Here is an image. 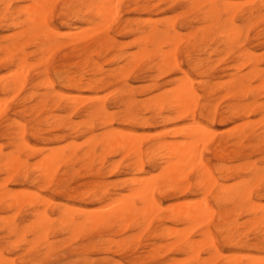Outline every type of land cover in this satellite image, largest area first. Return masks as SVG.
Here are the masks:
<instances>
[{"label": "bare ground", "instance_id": "1", "mask_svg": "<svg viewBox=\"0 0 264 264\" xmlns=\"http://www.w3.org/2000/svg\"><path fill=\"white\" fill-rule=\"evenodd\" d=\"M7 1H9V0H7ZM15 1H17L19 3L18 0H15ZM31 1H33V3H31V5H30V3H26V4L30 5L28 8L26 7L27 8L26 11L24 9L26 4H25V6L19 5V6H21V8L23 7L22 9L19 6L18 7L16 6L17 8H15L16 10L18 9L16 11L17 14L21 13V15L23 14L25 16L23 17L24 18L23 21L21 19L22 23L20 22L22 28L20 27L21 29H19L20 31L15 34V37L12 34V32L10 34H8L9 36L12 34V36L17 40V41H15L16 43L13 44L12 42H10V44L12 43L13 46H15V48H14V50H15V49H17V47H16L17 43H19L20 41L26 40L23 43V44H25L28 41V39L29 40H35L36 41L35 45L38 44L40 47L44 46V48L42 47L43 49H41V50L42 51L48 50L50 55H51L52 53L50 51H52L53 45L52 44L50 45L52 48L51 49V48H49V44L53 40L54 36L59 37L58 36L59 33L55 32V30L49 26L48 21H47V17H48V14L51 12L52 6H54L53 4L56 3V0H31ZM114 1H116L117 3H113ZM114 1L112 2V0H65L63 2V4L66 5L67 9L66 8H63V9L68 10V12L70 11L71 16L74 15L75 17H76V15L80 14L79 13V12H81L80 9H82L83 10L82 12L84 13V15L90 16L91 20L93 19L92 17L98 18L99 20H101L100 23L101 24L104 23V25H105V24H107L109 19L112 18V21H113L117 18V12H118V6H119L118 2H120L121 0H118V1L114 0ZM143 1H145V0H143ZM149 1H152V0H149ZM149 1H147V2H149ZM158 1H163V0H158ZM172 1L173 0H171L170 2L172 3ZM249 1H251V0H249ZM249 1H248V3H246V5L250 4ZM254 1L257 2V0H254ZM127 2L131 3V4H136L137 0H127ZM221 2L222 1H220V3H219L218 0H183V2H182V3H184V7L187 9L184 12L185 15H186V13L193 14V19H195L194 22L197 24L201 23L200 28L194 29L192 32H190L188 34V37H190L189 39H191V41H192V44H189V45L191 47H194V46H197L198 44H203V46L199 47V50L200 51H201V49L204 50L205 55H207L206 58H204V59L196 58L192 61V62H194L192 66L195 70L200 71V69H202L203 63H205V65H206V67H205L206 69H203L202 71L198 72V74L199 75L204 74V77L205 76L209 77L208 73H209L212 66H208L207 64H208V60L210 59L211 54L214 53L215 50L208 51L209 48H211V47H208L207 42L211 41L212 37L217 38L219 40L218 42H221V44H223V46H224L223 51H222V52H224V54L222 55L223 57H224V55H230V54L233 55V59L231 61V62H233V64L230 65V67H229L230 68L229 70H231L232 72L230 74L228 73V79L226 81L225 80L223 82L217 81L219 83L213 84V85H211L210 82H208V81H201V82L195 81V82H198V85L202 89L203 98H201L200 95H198L197 89L194 87L193 79L190 77L188 72H186L182 69L181 62L178 59V54L180 52V42H182V40L180 37L181 33L177 32V29L175 26V19H177V16H175L176 17L175 19L173 18L174 16L171 19H170V17H169V19L167 18L166 20H168V21H166L165 24L163 23L161 28H158L156 23L146 22V24H144V26L142 28L138 27V29L136 30V32L139 34V40H138L139 43H136V46H137V44H139L142 47L139 51H136V52H138L136 55V58L134 57L135 55H133L134 60H136L137 63L142 61V60L148 61V63L151 64L149 69H153V70H155V72L157 71L159 73V75L165 74L169 71H171V72L172 71H178V72H180V74H182V77L180 76L181 78H179L177 81H176V78H178V77L172 78L173 80L175 79V81H176V83L174 85H172V88L165 89L164 90L165 92H163L161 94H158L159 93L158 92L157 93L158 95L155 97L153 96L154 94H152L153 97H150V98L146 97L148 101H144L141 104L139 103L142 106L143 110L149 111V113L150 112L153 113L157 117V119L159 118V122H161V123H166L169 121L189 120L190 125H188L189 123L187 122L188 124L186 123L187 124L186 128H182V126H179L181 128H174V129L169 128V131L171 129L170 132H172V134H173L169 137H171V138L175 137V138H178V140L174 139L172 141L171 140L166 141L164 139H157V138L155 139V137H154L155 140H153L152 142H149L147 144H143L142 141L144 139L143 140L140 139L139 133L136 134L137 135L136 136L130 131H120L119 129L118 130L112 129L110 131L101 132L99 135L98 134L97 135L92 134V123L94 121L96 123L98 122V126H100L98 128H101V126L109 125L112 122V120L114 119V117L112 119V115L107 112L108 110L102 102L106 96H104L103 98L101 97V99H99L100 97L96 98V97H98V96H96L93 99L102 100V101H99V102H101V104L91 105L88 108L85 107L87 109H85L83 111L82 115H83V117L86 118V120L85 119H84L85 121L81 120V122L79 120L80 124H82L83 128H84V131L83 130H81V131H83V134H87L86 140L84 142L86 145L82 142L83 145L86 146V149L83 150V153H81L80 156H76L74 153H72L73 150L74 151L77 149L80 150V147H79L80 145L76 146V145H78V142L76 145L73 146V144L76 142L73 141V143H72L69 141L70 144L72 143V145H70L67 142L69 144L68 147H70L69 149H71V150L66 149L65 148L66 145H64V144H63L64 146L62 145L63 147H61V145L57 146L56 148H58V150H52V149H50V147L49 148L44 147L45 148L44 151L46 149H50V151L48 150L47 153H45L44 155L42 154V156H40L41 158H39V161L37 160L36 164H35V162H33L32 167H30V166H28V163L26 162V160L21 159L18 155H12V154L11 155L10 154L9 155H3L5 152L2 153L1 149H0V171L5 172V173L0 172V174L1 173L7 174L8 182L14 177H20L23 181L29 180V182L32 183L33 185L34 184H37V185L42 184L41 186L43 188H49L52 186L55 190L58 191V193L56 191V195L59 194V192H62V190L64 188L61 184L62 180L57 177V169L59 167V164L62 165V163H67V162L73 163L75 161H78V163H80L82 165V170H83V168H84L83 166L90 167L91 163L94 160H98L99 168L94 170L95 172L92 171L93 173L91 174V176L96 175L97 178L100 177L99 175H101V173L103 171V162H104V157H106V156L107 157H109V156L110 157L120 156L118 158L119 161L113 160L114 163L111 164L110 169L108 167L106 168L104 166V168H106V171L109 169L108 173H111L112 175H113V173L118 171L120 163H121L120 159H125L126 162L123 166V169L126 171H135L138 173L139 172L144 173L145 172L144 171L145 166H147V168L150 171H158L156 176L151 177L150 175H148L149 178L147 176H146L147 178H143V177L142 178L141 177H136V178L134 177L132 179L129 177L124 178V179H127L129 181L127 182V186H126L127 187V189H126L127 193H125L123 195H121L117 192L110 194V192L108 193L105 190L107 188L96 191V190L104 187V183H103L104 181L103 182L92 181V182L88 183L87 184L88 189L86 191H81L78 195L79 196H87L86 198L92 197L93 199H91V200L98 202V203H101V204H102V202L103 203L106 202L103 206L101 205L102 207L100 206L101 207L100 210H98L99 209V207H98L97 210L95 208V211H89L90 209L88 211H85L86 209L85 210L79 209V210H76L74 212L73 211L74 209H72V210L70 209L71 206H67L64 204L63 205L65 207H62V209H58V204L54 203L50 197L42 196L38 192H35L32 190L31 191L25 190L21 193H19L18 190H12V192H8L7 191L8 189L6 190L5 186L4 187L0 186V189H1L0 190V202L5 203L7 201L6 199H8L9 205L6 202L8 205V208H9V206L11 208H13L12 206H14V205H17V206L20 205L19 207H21V205L22 206L27 205L29 208H32V210L30 211V215H31V217L34 218V220H31L32 223L30 221L31 224L27 223V224H29V226L26 229V230L29 229L28 233L30 234V231H31L32 235L34 237L33 241H31L32 238L29 239L33 244V246L31 245L30 247L33 248V247L37 246L40 242L41 244L44 245L42 247H44L45 252H46L45 254H47V252H49L48 249L51 248L50 247L51 244H48V242H47V236H48L49 231L55 227H58L61 230H64L65 234L66 233L69 234L70 237L72 236L73 241L75 238L77 239L78 236L85 237L86 235L90 234L91 232H93V231L96 232V230H99V229L104 230V229H111L112 227L113 228L117 227L116 231L118 230V228L120 229V231H123L124 229L127 230L128 228H131L130 231L132 229L137 231V233H135L133 235L131 234V237L128 238V240H130L131 242H134V243L137 242L139 240L138 238H139L141 233L147 234L146 235L147 238L145 239L146 243L144 244V250L142 251L141 254L136 255L134 257L135 261L136 260L154 261L160 255V254L159 255L157 254V252H158L157 250L159 248L160 249L162 248L163 251H178L179 253H181V255H183V254L186 255V258H187L186 259L187 261H185L186 264H214V262H220V264H264V258H262L261 255L259 256L258 254L257 255L259 257H253L252 255H248L245 253L241 256H234L235 252H233L231 254H226L224 256L223 250H222L220 243H219V239H220L223 242V244L226 245L229 249H233V250H238V249H241V250L242 249H246V250L250 249L251 250L252 249V250H255V252L258 251V252L264 253V202H263V204H260L261 202L260 203L258 202L261 198L264 199V101L259 100L260 96L264 97V69L259 68V62H260L261 57L257 58L256 55L254 56L253 52H250L249 50L244 48V46L242 44V42H244L247 38V32L242 37V31H241L242 28L235 25V20H243L246 23L250 22V24L253 23L255 25V23H254L255 21L258 22V20L264 19V18H262V17H264V12H263V15L262 14L259 15V9H258L259 7L264 8V0L260 1L259 7L250 8L245 13H243L240 10V8H241L240 6L244 2H242L241 4L237 3L239 6H237L236 3L231 4V3H233V1H231V3H229L230 1H223L226 4L221 3ZM4 3L5 2H2L1 4H4ZM151 4L153 6L152 5L150 6V5H148V3H146L141 8L150 9V8L156 7V6H154L155 4H153V3H151ZM7 5H10V3H8ZM156 5H158V4H156ZM160 5H161V3H160ZM235 5L237 7H234ZM6 6L3 5L2 7L5 8ZM243 6L244 5H242V7ZM3 8H2V10L4 11ZM132 8L130 10H132ZM136 8L137 7H135L134 10H132V12L136 11L135 10ZM5 10H6V8H5ZM11 10L8 12L12 13L13 11L11 12ZM184 13H182L181 16H183ZM0 14H1V11H0ZM59 15H60V13H59ZM6 16H5V18L2 19L3 21H5L4 19H6ZM10 16L11 15L9 14L7 17H10ZM13 16H15V13ZM71 16H70V18H71ZM17 17H20V16L17 15ZM148 19L149 18H147V20ZM160 19L164 20V18H160ZM252 19H255V21H253ZM134 20L136 21V19H134ZM147 20H144V22ZM169 20H171V21H169ZM7 21H9V20H7ZM19 21H18V23H19ZM93 21H92V24H93ZM137 21H138V19H137ZM187 21H189V19ZM13 22L14 21L10 22V23H12L11 25L16 24V22L15 23H13ZM10 23L9 24L7 23L8 25H6V24L5 25L9 27ZM97 23H98V21H97ZM87 24H89V22ZM101 24H100V26L102 27ZM118 25H120V24H118ZM15 26L16 25H13V27H15ZM18 26H20V25H18ZM159 26H161V25H159ZM88 27H90L91 29ZM87 28L89 29L88 30L89 32L86 31V29H85L86 32H88V33L93 32L94 27L87 26ZM102 28L106 29V28H104V26ZM102 28L100 30L97 28L99 30L97 32L99 33L100 31H102ZM122 28H124V27H122ZM80 29H78L77 31H79ZM95 29H96V26H95ZM132 29L133 28H131V30ZM262 29H263V31L260 33L264 34L263 33L264 27ZM262 29H260V30H262ZM260 30L258 29L257 31L259 32ZM82 31L85 33L84 30H82ZM82 31H79L78 32L79 34L75 33V35L78 39H80L79 36L84 34ZM13 32H15V31H13ZM56 33H58V34H56ZM62 34L60 33V36H62ZM86 34H84V35L87 37ZM91 34H88V36L89 35H91V36H89V38L88 37L87 38H88L89 42L93 41V46L98 45V48H99V46H101L105 43L107 45L109 44V43H107L109 41V40H107V35L105 37H102V38L99 37V38H95V39L91 40L92 36L97 34V33L94 32ZM107 34H108V32H107ZM126 34H129V33H126ZM4 36L5 35H3V38H4ZM12 36L9 38L6 35V37L9 38V40L14 39V38H12ZM82 36H81V38H82ZM183 36L184 35H182V37ZM257 36H258V34H257ZM6 37H5V39L7 40ZM71 37H72L71 41L76 39L74 34H72ZM86 37L83 36L81 41H84L86 39ZM241 37L243 38L242 40H240ZM112 39H114V38H112ZM135 40H136V37H135ZM249 40H251V38ZM253 41H255V40H253ZM56 43H57V40H56ZM74 43H76V41ZM77 43H80V42H77ZM94 43H96V44L94 45ZM106 44L104 46H107ZM27 45H29V47H30V45L32 46V44H27ZM37 46H35V47H37ZM119 46H120V44H119ZM122 46L124 47L123 43L120 47H122ZM134 46H135V44H134ZM5 47H6L5 50L6 51L8 50V52L10 54L12 52V50H9L7 46H5ZM148 47H150L151 49H148ZM88 48H89L88 46L81 47L80 49H78L79 54L77 53L76 55L84 56L82 59V62H80L82 66H85V67L91 66L88 68L89 70L96 66L95 68L97 69V65H95L96 62L92 61L90 56H89L90 52L88 51ZM109 49L117 50V47H114V49H112V48H109ZM138 49H139V47H138ZM76 51H74V52H76ZM94 51H95V48H94ZM102 51H105V50L103 49ZM33 52H31V53H33ZM53 52H54V50H53ZM30 54L28 53V55H30ZM34 54H35V52H34ZM44 54H42V56H44ZM129 54L131 55L132 53H128L127 56H129ZM26 55H27V53H26ZM105 55H107V54H105ZM193 55H196V54H193ZM213 55H215V54H213ZM31 56H35V55H31ZM31 56H30V58H31ZM100 56H101V54H100ZM45 57H47L46 59H48V55ZM45 57H44V59H45ZM103 57L104 56H102V58ZM113 57H115V56H113ZM113 57H111V58H113ZM119 57L122 59L121 56H119ZM119 57H117L115 59L121 60ZM130 57H131V60L129 58V61H132L133 57L132 56H130ZM186 57H188V55H186ZM223 57L222 58L218 57L217 59L220 58V61H221L222 59H225V57L224 58ZM38 59H39V57L37 59H35V62L37 61L40 63L41 60L39 59V61H38ZM8 60L12 64L16 60L18 62L17 63L18 67H16V68H19L18 71L20 70V72H18L19 74H15L14 76H12L11 79L6 80L2 84L1 90L10 91L15 86H17L20 89L24 86V83L26 81L25 73L27 74V70L30 67L32 68V65H34V64L32 62H31V64L28 62L29 68L27 67L28 69L26 70L24 68L25 65L27 66V62L25 61V58H19V57L14 58V56H10L8 58ZM114 60H110V61L113 62ZM214 60H216V59H214ZM37 62L35 64L39 65V63H37ZM117 62H118V60H117ZM217 62H218V60H217ZM105 63H103V64H105ZM137 63H135V64L133 63L132 65H136ZM226 63H228V62H226ZM93 65H95V66H93ZM129 65H131V63L130 64L127 63L126 65H123V66L121 65V67L118 68L115 71V73H117L120 76V78L125 77L127 75V73L130 71V69L132 70V68L128 67ZM214 65H216V64H214ZM99 68H100V66H99ZM23 69H25L26 72H25V70L23 71ZM81 69H84V68L82 67ZM101 69L102 68H100V70ZM222 69H224V68H222ZM243 69H246V71L243 72ZM97 70H99V69H97ZM103 70H105V69H103ZM190 71H191V69H190ZM217 71H215V72H217ZM9 72H11V71H9ZM23 72H24V75H23ZM85 72H87V71H85ZM101 72H102V70H101ZM109 72H111V71H109ZM145 72H147V71H145ZM152 72H154V71H152ZM215 72H213V73H215ZM39 73H41V72H39ZM98 73L97 74L94 73V74L98 75ZM149 73H150V71H149ZM43 74H46V73H43ZM140 74H142V73H140ZM6 75H7V73H6ZM34 75H35V73H34ZM41 75H42V73H41ZM58 75H60V74H58ZM86 75H88V74H86ZM112 75H114V74H112ZM9 77H11V76H9ZM61 77H63V79H64L65 76H61ZM157 77H154V78H157ZM65 78L67 79L66 82H70L69 86L79 87V85L81 84V76H80V79H75L74 77H65ZM101 78L99 77V79H101ZM110 78H111V76H110ZM55 79H57V78H55ZM0 80H2V78H0ZM251 80H255V81L259 80V82H257L255 84V86H252L249 83ZM37 81L39 84V80H37ZM42 81H43V83H47V81H45V79L41 80V82ZM99 81L100 80H98V79H92V80L87 79L84 83L82 82L83 84H81V85H83L86 89H91L94 86L97 87L96 85H98ZM157 81H158V79H157ZM104 82L106 83V81H104ZM38 84L35 83V85H38ZM48 84H49L48 85L49 87H47V88H50V85H51L50 81L48 82ZM40 85H38V90L41 88ZM33 86L34 85H32V88L35 87V86L34 87ZM43 86H44V84H42V88H43ZM66 86H68V85H66ZM217 86H219L218 88H222L225 91L224 97H227L226 100L228 98H232L235 100L230 104L228 103L227 105H223L224 111L222 113H218V104L215 103L216 99L214 97V91H215L214 88ZM64 87H65V85H64ZM106 87L108 88L110 86H106ZM148 87H146V88L149 89ZM156 87H158V86H156ZM45 88L46 87H44V89ZM159 88H161V87H159ZM75 89H77V88H75ZM79 90H82V89H79ZM97 90L101 91L99 89H97ZM17 91H18V89H17ZM83 91H84V89H83ZM162 91H163V89H162ZM12 92H11V94L14 95V93H12ZM16 92H15V94H16ZM34 92H36V90ZM95 92H97V91H95ZM124 92H126L125 95H127V96L125 97V99H122L121 105L118 104V105L124 107V113H125L124 114V121L127 123L132 122L131 124H133L134 122L135 123L138 122V124L145 126V124L147 123V119H144L141 116L137 117V115L132 113V110H135L133 108L135 106H137V104L133 99H130L128 97V95L131 94L130 90L126 89L123 91V93ZM217 92L218 91H216V93ZM43 93L41 92V94H43ZM34 95H37V94L35 93ZM122 95H124V94H122ZM222 95H223V93H222ZM14 96H12V97H14ZM33 96L31 98H33ZM64 96H66V95L63 94L62 97H64ZM67 96L72 97L73 95H67ZM77 96L78 95H74L75 98H77ZM36 97L37 96H35V98ZM38 97H40V96L38 95ZM43 97H44V95H41L40 99L38 98L40 100L41 104H44V102H45ZM85 97H87V96H85ZM85 97L83 96V98L81 97L80 99L77 98L76 100H78V101H76L75 98L71 99L69 97L71 100L69 99L68 100L69 102H66V101H64V102L67 105L70 104L71 102H72L71 104H73L74 102H75L74 104H76L78 102L83 104V102L86 103L87 99H88L87 102H90V100L92 99V98L89 99V97L88 98H85ZM31 98H29V99H31ZM65 98L68 99V97H64V99ZM84 98L86 101L84 100ZM29 99L27 98L26 100H29ZM54 99H56V98H54ZM64 99L62 98L61 101ZM5 100L6 99H4V103H3V101H0V103L2 102L3 104H5ZM79 100H81V102ZM136 100L138 101V99H136ZM91 101H93V100H91ZM222 101H220V102H222ZM55 102H57V104H59L58 99ZM2 103H1V105H3ZM112 103H114V102H112ZM36 105H37V102H36ZM51 105H52V102H51ZM51 105L49 104L48 107H50ZM56 105H54V107ZM3 106H2V108H3ZM59 106H60V104H59ZM77 106L79 107V104ZM77 106L74 105V107L78 108ZM2 108L0 107L1 111H3ZM40 109L39 110L36 109L35 111L39 112ZM45 109H47V108H45ZM69 109H70V107H69ZM27 110L28 109H26L25 111H27ZM138 110H139V108H138ZM18 111H20V110H18ZM38 112H36V113L38 114ZM36 113H34V114H36ZM70 113H69V115H70ZM223 113L227 114V116L223 115ZM112 114H114V112ZM253 114L261 116V119L260 118L257 119L260 123L258 124L257 121H256L257 123L255 122L259 127L258 130L257 129H256V131L252 130V126L255 127L256 125L254 123H252L253 125L250 124L249 121L251 122V120H249V121L246 120V121H243L244 123L242 122V124H240L237 127L232 125V128L233 127L234 128H233L232 133H230L231 134L230 136L220 137L217 139H215L216 133L214 134V132H212L211 129H209V126L202 124V122H200V119L203 118V119H205L204 121H207L209 124L214 123V121H216V120H218L217 122H219V123H224L234 116H238L240 118L246 119V118H249L248 117L249 115L252 116ZM51 115L55 116V114H51ZM151 116H152V114H151ZM34 117H35V115H34ZM45 117H47L46 119L51 118L50 115H49V118L47 115V116H44L43 120H46ZM59 117H63V116L60 115ZM35 118H32V119L34 120ZM63 118H67V116L63 117ZM37 120H38V122L41 121L39 119H37ZM25 121H24V123H25ZM50 121H52L50 124H53V126L55 124H57V126L63 125L67 130L73 131L77 127H79L78 126L79 122L76 121L77 124H76V122L72 123L73 122L72 120H70L72 122H70V121L63 122V124H62V122L59 121L58 117H56L57 123H55V124L53 123L54 118H53V120H50ZM50 121H48V122H50ZM16 122H18V121H15V123ZM34 122H35V120H34ZM48 122L46 123V125L48 124ZM112 123H114V122H112ZM117 123H120V122H117ZM34 125H36V124H34ZM165 125H168V124L166 123ZM16 126H17L16 132L13 134L12 142H13V147L15 148L14 151H16L18 153L20 151L22 152V151L30 149V146L28 145V142L25 139V131L26 130H25L24 126H22L21 124L16 125ZM38 126L39 125H37V127ZM134 127H136V126H134ZM28 128H31V127H28ZM41 128H43V126ZM56 128L57 127H55L54 129H56ZM136 128H139V126ZM34 129H36V128L34 127ZM36 130H40V129H36ZM163 130H165V129H163ZM224 131H226V130H224ZM227 132L228 131H226L225 133H227ZM39 133H40V131H39ZM41 133H43V132H41ZM69 133H71V132H69ZM153 133H155V132H153ZM221 133H224V132L222 131ZM31 134H33V133H31ZM140 134H142V133H140ZM147 134H151V133H147ZM158 134L156 132L155 135H152V136L157 135V137H158L159 135H161V134H159V135ZM162 134H165V133H162ZM54 135H53V137H55ZM77 135H79V134H77ZM35 137H33V138H35ZM142 137L144 138V135ZM166 138H167V136H166ZM52 139L53 138H51V141H52ZM60 140L61 139H59V141ZM64 140L65 139H63V141ZM48 141H49V138H48ZM59 141H57V142H59ZM37 143H39V142H37ZM75 147L77 149H75ZM81 147H82V145H81ZM36 148H38V147H36ZM36 148L34 147L32 150L35 151ZM3 149H5V148H3ZM62 149L63 150L65 149L66 152H68V151H71V152H70V154L65 155L64 152L62 151ZM97 150L99 151V154L96 155ZM12 151H9V153ZM44 151H41V153ZM36 152L38 153V151H36ZM204 153H209L211 155V157L213 158V160L215 159L218 163L216 165H213V166L210 165L209 160L204 158ZM32 154H34V152ZM252 154L257 155V158L254 161L250 160ZM24 156H25V154H24ZM26 157H27V155H26ZM36 157H37V155H36ZM234 162H238V163L233 165L232 163H234ZM71 165L73 166V164H71ZM65 166H67V165H65ZM73 170H75V169H73ZM31 171H32V174H30ZM70 171L71 170H69V172ZM89 172L90 171H88V173H85V174L90 176ZM119 172H121V171H119ZM62 173L63 172H61L60 174H62ZM103 177H104V174H103ZM76 178L78 179V177H76ZM100 178H102V177H100ZM122 179H119V180H122ZM1 180H2V178H1ZM18 181H20V180H18ZM118 183H119V181H118ZM1 184L5 185V183H3V182ZM116 184H117V182H116ZM67 185H69V182ZM9 186H10V184H9ZM78 187H80V186H78ZM119 187H121V186H119ZM70 188H72V187H70ZM121 188H123V185ZM40 189L41 188H38L37 190H40ZM65 189H66V187H65ZM123 190H125V189H123ZM13 191H16L17 194L14 193ZM71 191H73V189ZM78 192L79 191H77V193ZM48 193H50V192H48ZM191 193L196 195V198L194 200H187V201H184L181 203H174L171 205L167 204L169 206L166 205V207L162 206L161 199L163 200L165 198L169 199V197L174 198L175 196L176 197L185 196L187 194L191 195ZM67 198H69V196ZM73 198H74V196L72 197V199ZM84 198L85 197H83V199ZM69 201L72 202V200H69ZM164 201H166V199ZM81 204H83V203H81ZM39 205L44 206V207H42V212L38 211L40 213L37 212V209H38L37 207ZM49 205L56 207L58 209L57 210L58 217L56 216L57 217L56 219H52L53 217L51 218V216L54 214L51 213L52 215H50L47 212H45V210H44L46 208L45 206H49ZM70 205H72V204H70ZM59 207H61V206H59ZM11 208H9V209L11 210ZM5 209H6V207H5ZM19 209L20 208H18V210ZM13 212H17V210L16 211L14 210ZM242 214L245 215L247 218L245 221L241 220L242 222H240V221L238 222V219H239L238 217H240ZM24 215H26V214H24ZM0 217H1L0 223H4V221H6L5 223L8 224V222H10L9 220L11 219V216H9V218H8V216H3V219H2V216H0ZM12 217H13V215H12ZM18 218H20V217H18ZM22 218H24V217H22ZM1 219L3 222L1 221ZM240 219H241V217H240ZM11 220H13V219H11ZM54 222L56 223V225H54ZM166 223H168L171 226L170 227L165 226ZM4 226H6V224ZM7 226H9V224ZM9 229H10L9 230L10 233H12V232L16 233L17 232V226L14 225V223L11 224ZM248 229H251V232L253 234L251 239H249L247 235L243 234V231L246 232ZM56 230H58V229H56ZM6 231H7V229H6ZM22 232H23L22 235H20L21 238H23L22 236H23L24 232H26V231L24 230ZM53 233H54V229H53L52 234ZM56 233L64 234L63 231L56 232ZM29 234H27V235L30 236ZM61 234H60V236H61ZM112 234L118 235L117 232L112 233ZM194 235L197 236V239L194 238ZM10 236H13V235H10ZM53 237H55V236H53ZM126 237H128V236H126ZM21 238L19 237L16 240H21ZM164 238L165 239L166 238L173 239V241H170V243H167V244L165 243L164 245L159 244L158 246L154 242L157 239H159V242L161 239L164 241ZM103 239L104 238H102L101 240H103ZM121 239L124 240V238H121ZM121 239H120V242L117 240L116 241L118 243H120V245L122 244V246H123L124 243H122ZM132 239L134 241H132ZM27 240H25V241L28 243L29 240L28 241ZM104 240H106V241H104L106 244H107V242H109V244H112L110 241L107 240V238H105ZM128 240H126V242ZM13 241H14V239H13ZM83 241H84V238H83ZM94 241H96V240H93V242ZM111 241L115 245L114 239ZM14 242H17V241H14ZM93 242L92 243L89 242V243L82 244V245H77V246L72 248L71 252L73 254L83 255V254H85V253H87V252H89L95 248V244ZM100 242L101 241H99V243H97V244H101ZM36 243H38V244H36ZM23 244H25V243H22L20 245H22V246L27 245V244H25V245H23ZM138 244H140V243H138ZM15 245H16V243H15ZM15 245H14V247H15ZM160 245H162V246H160ZM97 246H99V245H97ZM30 247L28 246L26 248L28 249ZM40 247H41V245H40ZM40 247H39V249H42ZM54 247L55 246H53V248ZM32 248H30L28 250H31ZM14 249H16V248H14ZM14 249L12 251L15 252ZM27 249H25V250H27ZM100 249H102V248H100ZM3 250H5V249H3ZM56 250H58V248ZM103 250H104L103 252H105V253L108 251L106 245L104 246ZM114 250L112 249L111 252ZM27 251H24V252H27ZM54 251H55V249H54ZM41 252L39 254H42ZM125 252H128V250ZM160 252H162V250ZM202 252H205V254H207L208 256L205 258H201ZM98 253L102 254L101 251ZM117 253H115V254H117ZM131 253H133V252H131ZM39 254H37V255H39ZM43 255L44 254H42V257H43ZM162 255H163V252H162ZM62 256H64V255H62ZM5 258L6 257H3L2 254L0 253V264H13V262H11L12 258L9 259L10 262L6 261ZM106 259H107V257L106 258L104 257L102 259V261L100 260L101 263L103 262V260L107 261ZM169 260H171V258ZM180 260L184 261V259H180ZM180 260L179 261L177 260V261L180 262ZM177 261H176V259H174L173 260L174 264H177L178 263ZM173 262L171 261L170 263L169 262L168 263L172 264ZM82 264H91V261L83 256ZM118 264H119V262H118ZM140 264H142V263H140Z\"/></svg>", "mask_w": 264, "mask_h": 264}, {"label": "rangeland", "instance_id": "2", "mask_svg": "<svg viewBox=\"0 0 264 264\" xmlns=\"http://www.w3.org/2000/svg\"><path fill=\"white\" fill-rule=\"evenodd\" d=\"M19 3L15 0H0V11H1V14H0V78H2V80H0V101H3L4 103V99L5 100V104H2L4 105H1L0 103V107L2 108L3 111L0 112V149H1V152L4 153L3 155H18L21 159H24L26 160V162L28 163V166L32 167L33 165V162H35V164L37 163V160L39 161V158H41L40 156H42V154L44 155L45 153L48 152V150L50 151V149L52 150H58V148H56L57 146L61 145V147H63L64 145H66V149L68 150H71L69 149L70 147H68V145L70 144V142L74 143V145L77 144L78 142V145L76 146H79L80 147V150L77 149L75 147V149L77 150H73L72 153H74L76 156H80L81 153H83V150L86 149V144L84 143L85 140H86V137H87V134H83V131H84V128H83V125L80 124L81 120L85 121L86 118L83 117V111L85 109H87L88 107H90L91 105H98V104H101V102L99 101H102V100H98V99H93L95 98H99L101 99V97L103 98L104 96H106L104 98V100L102 101L103 104L106 106L107 108V112L109 114L112 115V119L114 117V119L112 120V122L114 123H110L109 125H106V126H101V128H98L100 126H98V122L96 123L95 121L92 123V134L94 135H99L101 132H106V131H110L112 129H115V130H120V131H130L132 132L134 135L138 134L139 133V137L140 139H144L142 141L143 144H147L149 142H152L153 140H155L156 138L157 139H164L166 141H172V140H178V138H175V137H169L172 134L171 129H174V128H181L179 126H182V128H186L187 127V124L190 125V121L189 120H184V121H169V122H166L168 125H165L166 123H161L159 122V118L157 119V117L153 114V113H149V111H146V110H143L142 106L140 105L142 102L144 101H148L146 97H155L157 96L158 94H161L163 92H165L164 90L165 89H170L172 88V85H174L176 83V81L182 77V74H180V72L178 71H169L165 74H160L155 70L153 69H149L150 65L148 63V61L146 60H142L140 62L137 63L136 60H134V57L136 58V55L138 52L136 51H139L142 47L141 45L137 44L136 46V43H139V34L136 32V30L139 28H142L144 26V24H146V22H150V23H156L158 28H161L163 23L165 24L167 18L170 19L173 17L174 19L176 18L175 16H177V19H175V26H176V29H177V32L181 33L180 34V37H181V40L182 42H180V52L178 54V59L180 60L181 62V67L184 71L188 72V74L190 75V77L193 79V82H194V87L197 89V92H198V95H200L201 98H203V93H202V89L201 87L198 85V82H195V81H208L210 82L211 85L213 84H217L219 82H223L224 80L226 81L228 79V73L230 74L232 71L229 70L230 68V65L233 64L232 59H233V55L230 54V55H224L225 59H222L220 61V58H222L224 52L223 51V44H221V42H218L219 40L215 37H212V40L207 42V45L208 47H211L209 48L208 51L210 50H215L214 53L211 54L210 56V59L208 60V66H212L208 75L209 77H204V74L203 75H199L198 72L202 71L203 69H206V65L205 63H203L202 65V69L199 70H195L193 68V63L192 62L194 59L196 58H200V59H204L206 58L207 55H205L204 53V50H202L201 48V51L199 50V47L203 46V44H198L197 46H194V47H191L189 44H192V41L191 39H189L190 37H188V34L190 32H192L194 29H197V28H200L201 26V23H195V19H193V14H190V13H186L185 15V11L187 10L185 7H184V3L183 0H173L172 3L170 2L171 0H163V1H158V0H152V1H149V0H137V3L136 4H131V3H128L127 0H121L120 2H118L119 6H118V12H117V18L115 20L112 21V18L109 19V21L107 22V24L104 25V23H100L101 20H99L98 18H94L92 17L93 19L91 20L90 16H86L84 15V13L82 12L83 10L80 9L81 12H79L80 14L79 15H76V17L74 15L71 16V13L70 11L68 12V10H66V5L63 4V2L65 0H56V3L53 4L54 6H52V9H51V12L48 14V17H47V21H48V24L51 28H53L55 30V32H58L56 34H58L59 37H56L54 36L53 37V40L51 41V43L49 44V48H51V44L53 45L52 46V51H50L52 54L50 55L49 51L46 50V51H42L41 49L44 48V46H38L35 45L36 44V41L35 40H29L25 43L24 41H20L19 43H17V49L14 50L15 46H13L14 43H16L15 41H17L14 37H15V34L17 32H19L22 28L21 26V19L22 21L24 20V16L25 15H21V13H18L17 14V10L15 8H17L19 5H23L25 6L26 3H33V1L31 0H18ZM114 0H112L113 2ZM118 1V0H117ZM149 1V2H147ZM167 1V2H166ZM220 1H222L221 3H225L223 1H230L229 3H231V1H233V3L231 4H241L242 2H244L243 4H241V8L240 10L245 13L248 9L250 8H255V7H259L260 5V1L262 0H257L254 1V0H218V2L220 3ZM248 1L250 2V4L247 6L246 3H248ZM2 2H5L4 4H1ZM14 2V3H13ZM16 2V3H15ZM58 2V3H57ZM170 2V3H169ZM252 2V3H251ZM8 3H10V5H7ZM113 3H117L116 1H114ZM148 3V5H152L151 3L155 4L154 8H150V9H143L141 8L144 4ZM161 3V5H160ZM164 3V4H163ZM166 3V4H165ZM259 3V4H258ZM158 4V5H156ZM226 4V3H225ZM6 6V10L5 8H3L2 6ZM29 4H26V6L24 7L25 11L26 9L30 6ZM242 5H244L242 7ZM246 5V6H245ZM9 6V7H8ZM17 6V7H16ZM21 6H19L21 8ZM126 6V7H125ZM153 6V5H152ZM237 6H239L237 4ZM236 5L234 7H237ZM8 7V8H7ZM27 7V8H26ZM133 7V8H132ZM137 7L135 10L136 11H133L134 8ZM2 8L4 9V11L2 10ZM19 8V9H20ZM23 8V7H22ZM21 8V9H22ZM61 8V9H60ZM63 8H66V9H63ZM132 8V10H130ZM12 9V10H11ZM15 9V10H14ZM155 9V10H154ZM160 11H158V10ZM259 15H263V12H264V8L263 7H259ZM12 13H9L8 11H10ZM130 10V11H129ZM149 10V11H148ZM24 11V10H23ZM139 11V12H138ZM146 11V12H145ZM155 11V12H154ZM15 13V16H13ZM60 13V15H59ZM148 13V14H147ZM152 13V14H151ZM184 13L183 16H181V14ZM10 14L11 16L10 17H7L8 15ZM57 14V15H56ZM68 14V15H67ZM180 14V15H179ZM7 15V16H6ZM17 15H19L20 17H17ZM6 16V19L9 20L7 21L6 19H4L5 21H3L2 19L5 18ZM71 16V18H70ZM16 19H14V18ZM66 17V18H65ZM10 18V19H9ZM147 18H149L147 20ZM160 18H164L163 19H160ZM264 18V17H262ZM82 19V20H81ZM136 19V21L134 20ZM138 19V21H137ZM189 19V21H187ZM261 19V18H260ZM20 20V21H19ZM90 20V21H89ZM94 20V21H93ZM144 20H147L144 22ZM173 20V19H172ZM185 20V21H184ZM253 21H255V19H252ZM258 20V19H257ZM14 21L13 23L16 22V24H13V25H16L15 27H13V25H11L12 22ZM19 21V23H18ZM86 21V22H85ZM89 24H87L88 22ZM92 21H93V24L96 26V29H95V26L92 24ZM98 21V23H97ZM116 21V22H115ZM158 21V22H157ZM164 21V22H163ZM171 21V20H169ZM187 21V22H186ZM21 22V23H20ZM50 22V23H49ZM91 22V23H90ZM128 22V23H127ZM193 22V23H192ZM10 23L9 27L6 26ZM18 23V24H17ZM69 23V24H68ZM82 23V24H81ZM85 23V24H84ZM106 23V22H105ZM111 23V24H110ZM126 23V24H125ZM183 23V24H182ZM255 25L252 23L250 24L249 23H246L245 21L243 20H235V25L238 26V27H241L242 28V37L243 35L247 32V38L244 42H242L244 48H246L247 50H249L250 52H253V55L257 58L261 57L260 59V62H259V68L261 69H264V34L260 33L263 31V27H264V19H261V20H258L254 22ZM6 24V25H5ZM100 24L102 25V27L104 26V28L106 29H103ZM120 24V25H118ZM123 24V25H122ZM130 24V25H129ZM161 26H159V25ZM20 25V26H18ZM195 25V26H194ZM5 26V27H4ZM87 26H91V27H94L93 29V32H90L88 33L90 27L87 28ZM186 26V27H185ZM197 26V27H196ZM251 26V27H250ZM21 27V28H20ZM84 27V28H83ZM86 27V28H85ZM102 28V31H100L99 33L97 31H99L101 28ZM120 27V28H119ZM124 27V28H122ZM179 27V28H178ZM13 28V29H12ZM16 28V29H15ZM81 28V29H80ZM99 30H98V29ZM119 28V29H118ZM131 28H133L131 30ZM183 28V29H182ZM249 28V29H248ZM255 28V29H254ZM3 29V30H2ZM9 29V30H8ZM78 29H80L79 31H82L86 29V32L84 34L87 35V37L89 38V36H91L92 34L91 33H97L95 35L92 36L91 40L95 39V38H102V37H105L107 35V40H109L107 43H109L107 46H104L105 44L99 46L98 48V45H95L96 43H94L95 46H93V41H90L88 40V38L82 34L84 37H86V39L84 41H81V36H79L80 39H78L75 35V33H78L79 31H77ZM91 29V28H90ZM129 31H128V30ZM182 29V30H181ZM248 29V30H247ZM260 30L259 32L257 30ZM191 30V31H190ZM15 31V32H13ZM91 31V30H90ZM117 31V32H116ZM123 31V32H122ZM126 31V32H125ZM128 31V32H127ZM135 31V32H134ZM252 31V32H251ZM12 32V34L14 35V37L12 36V34L9 36L8 34H10ZM108 32V34H107ZM132 32V33H131ZM60 33L62 34V36H60ZM68 33V34H67ZM119 33V34H118ZM126 33H129V34H126ZM137 33V34H136ZM254 33V34H253ZM260 33V34H259ZM264 33V32H263ZM55 34V35H56ZM74 34V36L76 37V39H74L76 41V43H74L75 41L72 40L71 41V35ZM79 34V33H78ZM81 34V33H80ZM88 34H91L88 36ZM132 34V35H131ZM258 34V36H257ZM3 35L4 38H3ZM6 35L10 38L12 36V38L14 39H10L6 37ZM122 35V36H121ZM182 35H184L182 37ZM252 35V36H251ZM64 36V37H63ZM260 36V37H259ZM2 37V38H1ZM5 37L7 38V40L5 39ZM135 37H136V40H135ZM185 37V38H184ZM240 38V40H242L243 38ZM59 38V39H58ZM114 38V39H112ZM251 38V40H249ZM257 39V40H256ZM56 40H57V43H56ZM255 40V41H253ZM74 41V42H73ZM118 41V42H117ZM138 41V42H137ZM188 41V42H187ZM10 42H12L10 44ZM77 42H80V43H77ZM84 42V43H83ZM135 42V43H134ZM55 45H54V44ZM61 43V44H60ZM65 43V44H64ZM74 43V44H73ZM91 43V44H90ZM122 43L124 44V47H120L122 45ZM216 43V44H215ZM261 43V44H260ZM27 44H32V46L30 45H27ZM116 46H115V45ZM120 44V46H119ZM135 44V46H134ZM187 44V45H186ZM262 45V46H261ZM8 47L9 50H12V52L9 54L8 50L6 51V47ZM37 46V47H35ZM55 46V47H54ZM58 46V47H57ZM83 46H88V51L90 52L89 56L91 58L92 61L96 62L95 65H97V70L95 67L94 68H91L90 70L88 69L89 67L91 66H82L80 62H82V59L84 56H79V55H76L77 53L79 54L78 52V49H80L81 47ZM192 48H190V47ZM250 46V47H249ZM35 47V48H34ZM43 47V48H42ZM93 47V48H92ZM98 49H97V48ZM114 47H117V50H111L109 48H112L114 49ZM139 47V49H138ZM215 47V48H214ZM27 48V49H26ZM29 48V49H28ZM94 48H95V51H94ZM122 48V49H121ZM214 48V49H213ZM39 49V50H38ZM50 49V50H51ZM74 49V50H73ZM105 50V51H102V50ZM108 49V50H107ZM116 49V48H115ZM148 49H151L150 47H148ZM30 50V51H29ZM54 50V52H53ZM77 50V51H76ZM191 50V51H190ZM35 54H34V52ZM76 51V52H74ZM124 51V52H123ZM190 51V52H189ZM203 51V52H202ZM5 54H4V53ZM33 52V53H31ZM46 52V53H45ZM102 52V53H101ZM134 52V53H133ZM27 53V55H26ZM28 53L30 55H28ZM37 53V54H36ZM45 53V54H44ZM128 53H132L131 55L129 54V56H127ZM136 53V54H135ZM255 53V54H254ZM7 54V55H6ZM18 54V55H17ZM42 54H44V56H42ZM48 55V59H46ZM95 56H94V55ZM99 54V55H98ZM101 54V56H100ZM107 54V55H105ZM193 54H196V55H193ZM215 54V55H213ZM31 55H35V56H31ZM98 57H97V56ZM133 55H135L133 57ZM186 55H188V57H186ZM213 55V56H212ZM220 55V56H219ZM10 56H14V58H25V61L27 62V66L25 65V69L27 70L29 67V63L31 64V62L34 64L32 65V68L30 67L28 70H27V74L25 73V77H26V81L24 83V86L22 88H18L17 86H15L14 88H12L10 91H4V90H1L2 88V84L6 81V80H9L12 78V76H14L15 74H19L18 72H20V70L18 71L19 68H16L18 67V62L15 60L14 63L12 64L11 62H9L8 58ZM29 56V57H28ZM31 56V58H30ZM41 56V57H40ZM78 56V57H77ZM100 56V57H99ZM102 56H104L102 58ZM115 56V57H113ZM119 56L122 57V59L125 60L123 61ZM132 56L133 60L132 61H129V58L131 60V57ZM263 56V57H262ZM39 57V59L41 60V64L39 62V65H36L35 63V59ZM43 57V58H42ZM45 57V59H44ZM71 57V58H70ZM77 57V58H76ZM113 57V58H111ZM119 57L121 60L115 59ZM190 57V58H189ZM195 57V58H194ZM218 57H220L219 59H217ZM223 57V58H224ZM62 58V59H61ZM101 58V59H100ZM38 59V61H39ZM43 59V60H42ZM115 59V60H114ZM186 59V60H185ZM216 59V60H214ZM78 60V61H77ZM104 62H103V61ZM107 60V61H106ZM110 60H114L113 62L110 61ZM218 60V62H217ZM45 61V62H44ZM102 61V62H101ZM121 61V62H120ZM136 61V62H135ZM186 61V62H185ZM212 61V62H211ZM220 61V62H219ZM29 62V63H28ZM106 62V63H105ZM112 62V63H111ZM125 62V63H124ZM228 62V63H226ZM105 63V64H103ZM116 63V64H115ZM124 63V64H123ZM130 64L128 67L132 68V70L130 69V71L127 73V75L123 78H120V76L115 73V71L121 67V65H126V64ZM135 64L137 63L136 65H132V64ZM216 65H214V64ZM190 64V65H189ZM210 64V65H209ZM7 65V66H6ZM10 65V66H9ZM36 65V66H35ZM102 68V72L99 68ZM106 65V66H105ZM2 66V67H1ZM77 68H76V67ZM79 66V67H78ZM92 66V67H93ZM135 66V67H134ZM227 66V67H226ZM28 67V68H27ZM63 67V68H62ZM84 68V69H81V68ZM224 68V69H222ZM23 69V71L25 70ZM77 69V70H76ZM79 69V70H78ZM105 69V70H103ZM191 69V71H190ZM193 69V70H192ZM227 69V70H226ZM15 70V71H14ZM25 70V72H26ZM41 70V71H40ZM43 70V71H42ZM67 70V71H66ZM219 72H218V71ZM11 71V72H9ZM54 71V72H53ZM61 71V72H60ZM63 71V72H62ZM72 73H71V72ZM83 71V72H82ZM87 71V72H85ZM111 71V72H109ZM147 71V72H145ZM150 71V73H149ZM154 71V72H152ZM217 71V72H215ZM246 69H243V72H245ZM17 72V73H16ZM41 72V73H39ZM99 72V73H98ZM105 72V73H104ZM175 74H174V73ZM215 72V73H213ZM7 73V75H6ZM35 73V75H34ZM43 73H46V74H43ZM62 73V74H61ZM92 75H91V74ZM94 73H98V75L94 74ZM109 73V74H108ZM142 73V74H140ZM169 73V74H168ZM178 73V74H177ZM4 74V75H3ZM60 74V75H58ZM64 74V75H63ZM88 74V75H86ZM111 74V75H110ZM114 74V75H112ZM23 75H24V72H23ZM41 75V76H40ZM74 75V76H73ZM154 75V76H153ZM11 76V77H9ZM61 76H65V77H74L75 79H80V76H81V84H83L87 79L89 80H92V79H98L100 80L98 85H96L97 87H93L91 89H86L83 85H79V87H72V86H69L70 82H66V78L64 77H61ZM111 76V78H110ZM133 76V77H132ZM135 76V77H134ZM158 76V77H157ZM164 76V77H163ZM181 76V77H180ZM202 76V77H201ZM217 76V77H216ZM4 77V78H3ZM36 77V78H35ZM50 81L51 85H50V88H47L49 87L48 85V80ZM54 77V78H53ZM79 77V78H78ZM99 77L101 79H99ZM129 79H128V78ZM154 77H157V78H154ZM161 77V78H160ZM178 77V78H176ZM199 77V78H198ZM213 77V78H212ZM47 81V83H43V81L41 82V80H44ZM57 78V79H55ZM172 78H176V81L175 79L173 80ZM29 79V80H28ZM33 79V80H32ZM84 79V80H83ZM123 79V80H122ZM158 79V81H157ZM39 80V84H38V81ZM126 80V81H125ZM156 80V81H155ZM221 80V81H220ZM55 81V82H54ZM61 81V82H60ZM65 81V82H64ZM106 81V83L104 82ZM172 83H171V82ZM216 83H215V82ZM219 81V82H217ZM40 85V89L38 90V85H35V83ZM41 82V83H40ZM83 82V83H82ZM252 82V83H251ZM254 82V83H253ZM259 82V80H251L249 83L250 85L252 86H255V84ZM33 83V84H32ZM102 83V84H101ZM42 84H44L43 88H42ZM109 84V85H108ZM111 84V85H110ZM113 84V85H112ZM168 84V85H167ZM259 84V83H258ZM257 84V85H258ZM32 85H34L32 88ZM65 85V87H64ZM68 85V86H66ZM162 85V86H161ZM165 85V86H164ZM52 86V87H51ZM63 86V87H62ZM106 86H110V87H106ZM149 86V87H148ZM158 86V87H156ZM44 87H46L44 89ZM61 87V88H60ZM71 87V88H70ZM131 87V88H130ZM146 87H148L149 89H147ZM161 87V88H159ZM219 86L215 87V91H214V97H215V103L218 104V113H222L224 111V106L223 105H227L228 103H232L233 101H235L234 99L232 98H228L226 100L227 97H224V93L225 91L222 89V88H218ZM77 88V89H75ZM103 88V89H102ZM218 88V89H217ZM16 89V90H15ZM18 89V91H17ZM54 89V90H53ZM67 89V90H66ZM71 89V90H70ZM79 89H82V90H79ZM84 89V91H83ZM97 89L101 90V91H98ZM130 90V93L128 95V97L130 99H133L137 106H135L133 109L135 110H132V113L137 115L138 116H141L143 117L144 119H147V123L144 125H141V124H138V122H134L133 124H131L132 122L130 123H127L124 121V107L123 106H120L121 105V101L122 99H125V97L127 95L126 92L123 93L124 90ZM163 89V91H162ZM36 90V92H34ZM76 90V91H75ZM123 90V91H122ZM133 90V91H132ZM150 90V91H149ZM201 92H200V91ZM13 91V92H12ZM17 91V92H16ZM29 91V92H28ZM47 93H46V92ZM94 91V92H93ZM97 91V92H95ZM216 91H218L216 93ZM14 93L13 94H11ZM16 92V94H15ZM34 92V93H33ZM38 92V93H37ZM41 92L43 94H41ZM59 92V93H58ZM136 92V93H135ZM159 92V93H158ZM5 93V94H4ZM37 94V95H34V94ZM66 95L64 97H68V99H64V97H62V95ZM121 93V94H120ZM158 93V94H157ZM223 93V95H222ZM124 94V95H122ZM152 94H154L152 96ZM14 97H12V96ZM34 95V96H33ZM38 95L41 97V95H44L43 99L45 100L44 104H41L40 103V97H38ZM50 95V96H49ZM67 95H73L72 97L71 96H67ZM74 95H78L79 97L81 96L83 98V96H87L85 98H92L90 102H87L84 98V100L86 101V103L83 102L82 103H76L77 105L79 104V107L74 104L75 106H77L78 108L74 107L73 104H66L64 101L66 102H69L68 100L71 98H75ZM28 96V97H27ZM33 96V98H31ZM35 96H37L35 98ZM77 96V98H79ZM4 99H3V98ZM6 97V98H5ZM11 97V98H10ZM26 97V98H25ZM56 99H54V98ZM70 97V98H69ZM80 97V98H81ZM223 97V98H222ZM3 100H2V99ZM10 98V99H9ZM29 99V100H26V99ZM39 98V99H38ZM64 99L61 101V99ZM75 98V100L77 99ZM79 98V99H80ZM148 98V99H149ZM58 99V103L60 104H57V102H55L56 100ZM70 99V100H71ZM138 99V101L136 100ZM223 101H222V100ZM230 99V100H229ZM34 100V101H33ZM54 102H53V101ZM98 100V101H97ZM202 100V99H201ZM259 100L261 101H264V97L260 96ZM21 101V102H20ZM78 101V100H76ZM81 102V100H79ZM83 101V100H82ZM97 103H96V102ZM222 101V102H220ZM19 102V103H18ZM36 102H37V105H36ZM51 102H52V105H51ZM114 102V103H112ZM57 105H56V104ZM140 103V104H139ZM49 104L51 105L50 107ZM56 105L54 107V105ZM120 104V105H118ZM36 105V106H35ZM70 105V106H69ZM73 107H72V106ZM40 106V107H39ZM31 109H30V108ZM38 107V108H37ZM68 107V108H67ZM70 107V109H69ZM87 107V108H85ZM33 108V109H32ZM41 108V109H40ZM47 108V109H45ZM139 108V110H138ZM220 108V109H219ZM26 109H28L27 111H25ZM36 109H40V111H35ZM50 109V110H49ZM54 109V110H53ZM67 109V110H66ZM20 110V111H18ZM32 110V111H31ZM47 110V111H46ZM63 110V111H62ZM65 110V111H64ZM114 110V111H113ZM18 111V112H17ZM60 111V112H59ZM72 111V112H71ZM110 111V112H109ZM20 112V113H19ZM38 112V114L36 113ZM43 112V113H42ZM71 112V113H70ZM114 112V114H112ZM116 112V113H115ZM17 113V114H16ZM36 113V114H34ZM70 113V115H69ZM15 114V115H14ZM51 114H55V116L51 115ZM58 116H57V115ZM68 114V115H67ZM152 114V116H151ZM41 120L38 122V120L34 117ZM48 115V118H49V115L51 116L50 119H46L47 117H45V119L47 120H43L44 119V116H47ZM60 115H62L63 117H66L67 118H63V117H59ZM223 115L227 116V114L223 113ZM19 116V117H18ZM72 116V117H71ZM260 115H256V114H253L252 116L249 115L248 117L249 118H240L238 116H234L232 117L231 119H229L228 121L224 122V123H219L217 122L218 120L214 121V123L212 124H209L207 121H204L205 119H200V122H202V124H205L207 126H209V129H211L212 132H214L216 138H220V137H228L230 136L233 131V128H232V125H234L235 127L239 126L240 124H242L243 121H246V120H251V122L249 121L250 124L254 123L257 127L258 125L256 124L258 122V124L260 123L257 119H261V116L259 117ZM56 117L59 118V121L62 122H68L70 120V122L72 123H75L76 121L80 122L78 123L79 127H77L75 130H67L63 125L62 126H57V121H56ZM79 117V118H78ZM146 117V118H145ZM150 117V118H149ZM156 117V118H155ZM258 117V118H257ZM6 118V119H5ZM32 118H35V122ZM54 118V121L53 123L55 124L53 126V124H50L52 121L50 120H53ZM234 118V119H233ZM85 119V120H84ZM123 119V120H122ZM256 119V120H255ZM26 120V121H25ZM43 120V121H42ZM158 120V121H157ZM15 121H18L15 123ZM25 121V123H24ZM50 121V122H48ZM82 121V122H83ZM231 121V122H230ZM257 121V122H256ZM14 122V123H13ZM27 122V123H26ZM44 122V123H43ZM48 122V124L46 125V123ZM76 122V124H77ZM117 122H120V123H117ZM188 122V123H187ZM256 122V123H255ZM33 123V124H32ZM96 123V124H95ZM127 123V124H126ZM185 123V124H184ZM187 123V124H186ZM226 123V124H225ZM244 123V122H243ZM21 124L22 126H24L25 128V139L26 141L28 142V145L30 146V149L28 150H25V151H20V152H16L14 151V147H13V142H12V137H13V134L16 132V125H19ZM24 124V125H23ZM36 124V125H34ZM95 124V125H94ZM121 124V125H120ZM158 124V125H157ZM184 124V125H183ZM220 124V125H219ZM7 125V126H6ZM37 125H39L37 127ZM174 127H173V126ZM177 125V126H176ZM186 125V126H185ZM212 125V126H211ZM253 125V124H252ZM251 125V126H252ZM33 126V127H32ZM43 126V128H41ZM52 126V127H51ZM133 126V127H132ZM139 126V128H136V127ZM253 127L252 126V130H255L256 129L258 130L259 127ZM15 127V128H14ZM28 127H31V128H28ZM34 127L36 129H40V130H36L34 129ZM40 127V128H39ZM48 127V128H47ZM55 127H57L56 129H54ZM62 127V128H61ZM144 127V128H143ZM146 127V128H145ZM173 127V128H172ZM189 127V126H188ZM61 128V129H60ZM95 128V129H94ZM98 128V129H97ZM169 128L170 131H169ZM59 129V130H58ZM165 129V130H163ZM167 129V130H166ZM33 130V131H32ZM54 130V131H53ZM63 130V131H62ZM83 130V131H81ZM95 130V131H94ZM162 130V131H161ZM215 130V131H214ZM228 131L227 133H225L226 131ZM40 131V133H39ZM50 131V132H49ZM168 131V132H167ZM224 132V133H221V132ZM43 132V133H41ZM71 132V133H69ZM80 132V133H79ZM153 132H157V134H161L157 137L156 136H152V135H155V133ZM167 132V133H166ZM220 134H219V133ZM33 133V134H31ZM140 133H144V138L142 137L143 135L140 134ZM147 133H153L152 135L151 134H147ZM162 133H165V134H162ZM41 134V135H40ZM55 134V135H54ZM76 134V135H75ZM79 134V135H77ZM32 135V136H31ZM53 135L55 137H53ZM58 135V136H57ZM83 135V136H82ZM36 136V137H35ZM57 136V137H56ZM82 136V137H81ZM137 136V135H136ZM146 136V137H145ZM152 136V137H151ZM167 136V138H166ZM31 137V138H30ZM35 137V138H33ZM44 137V138H43ZM70 137V138H69ZM73 137V138H72ZM155 137V139H154ZM11 138V139H10ZM48 138H49V141H48ZM51 138L52 141H51ZM149 138V139H148ZM55 139V140H54ZM59 139H61L59 141ZM63 139H65L63 141ZM148 139V140H147ZM82 140V141H81ZM46 141V142H45ZM48 141V142H47ZM59 141V142H57ZM10 142V143H9ZM39 142V143H37ZM41 142V143H40ZM69 144H68V143ZM85 145H83V143ZM46 143V144H45ZM72 143L70 145H72ZM64 144V145H63ZM63 145V146H62ZM82 145V147H81ZM12 146V147H11ZM55 146V147H54ZM36 148L35 151L32 150L33 148ZM41 147V148H40ZM44 147H47L50 149H46L44 151ZM53 147V148H52ZM78 147V148H79ZM5 148V149H3ZM74 148V147H73ZM72 148V149H73ZM13 150V151H12ZM65 150V149H64ZM62 149V151L64 152L65 155H68L70 154L71 151H68L66 152V150L64 151ZM79 150V151H78ZM9 151H12L9 153ZM34 154H32L33 152ZM38 151V153L36 152ZM41 151H44L41 153ZM15 152V153H14ZM77 152V153H76ZM41 153V154H40ZM25 154V156H24ZM99 154V151L97 150L96 151V155ZM27 155V157H26ZM37 155V157H36ZM254 155V156H253ZM110 157V156H109ZM104 157V162H103V171L101 173V175H99L100 177L102 178H97L96 175H93L91 176V174L93 172H95L94 170H96L97 168H99V162L98 160H94L90 167H87V166H83V170H82V165L80 163H78V161H75V162H67V163H62V165L59 164V167L57 169V177L60 178L62 180V186L64 187L62 192H59V194L56 195V191L52 186L49 187V188H43L41 185L42 184H32L29 182V180H26V181H23L20 177H14L12 178L9 182L7 180V174H3L1 173L0 174V186L6 188V190L8 192H12V190H18L19 193L25 191V190H28V191H35V192H38L40 193V195L42 196H46V197H50L54 203L58 204V209H62V207H65L64 205H67V206H71L70 209H74L73 211L75 212L76 210H79V209H83L85 211H95V208L96 210H100V208L106 203V202H102L101 203H98V202H95L91 199H93L92 197H88L86 198L87 196H79L78 194L81 192V191H86L88 188H87V184L92 182V181H99V182H103L104 183V187L103 188H100L96 191H99L101 189H104V188H107L105 189L108 193L110 192L111 193H119L121 195L127 193L126 189H127V182L129 180L127 179H124V178H136V177H143V178H149L148 175H150L151 177L153 176H156L158 171H150L147 166H145V169H144V173L142 172H135V171H126L123 169V166L125 164V159H120V166H119V169L117 172L113 173V175L111 173H108V170L110 169L111 167V164L114 163L113 160H117L119 161V157L120 156H112V157ZM204 158L205 159H208L209 162H210V165H216L218 162L213 158L211 157V155L209 153H204ZM257 158V155L256 154H252L250 160L251 161H254L255 159ZM30 159V160H29ZM108 160V161H107ZM112 161V162H111ZM73 164V166L71 164ZM108 163V164H107ZM117 163V162H116ZM238 162H234L232 163L233 165L237 164ZM79 164V165H78ZM231 164V165H232ZM67 165V166H65ZM81 165V166H80ZM75 166V167H74ZM104 166L107 168H109L107 171H106V168H104ZM71 170L69 172V170ZM75 169V170H73ZM92 169V170H91ZM105 169V170H104ZM123 170V171H122ZM73 171V172H72ZM78 171V172H77ZM88 171H90L89 175H86L85 173H88ZM93 171V172H92ZM121 171V172H119ZM147 171V172H146ZM0 172H4V171H0ZM61 172H63L62 174H60ZM5 173V172H4ZM30 173V172H29ZM77 173V174H76ZM84 173V174H83ZM118 173V174H117ZM150 173V174H149ZM154 173V174H153ZM32 174V171L31 173ZM66 174V175H65ZM71 174V175H70ZM103 174H104V177H103ZM132 174V175H131ZM65 175V176H64ZM109 175V176H108ZM117 175V176H116ZM3 176V177H2ZM82 176V177H81ZM86 176V177H85ZM147 176V177H146ZM78 177V179L76 178ZM81 177V178H80ZM88 177V178H87ZM2 178V180H1ZM123 178V179H122ZM140 178V179H141ZM119 179H122V180H119ZM14 180V181H13ZM20 180V181H18ZM64 180V181H63ZM75 180V181H74ZM125 180V181H124ZM5 183V185L1 184L2 182ZM88 181V182H87ZM119 181V183H118ZM69 182V185H67ZM71 182V183H70ZM117 182V184H116ZM16 183V184H15ZM31 185H30V184ZM85 183V184H84ZM10 184V186H9ZM80 184V185H79ZM113 184V185H112ZM115 184V185H114ZM119 184V185H118ZM84 185V186H83ZM109 185V186H108ZM123 185V188H121ZM40 186V187H39ZM76 186V187H75ZM80 186V187H78ZM82 186V187H81ZM118 186V187H117ZM121 186V187H119ZM126 188H125V187ZM66 187V189H65ZM72 187V188H70ZM38 188H41L40 190H37ZM70 188V189H69ZM80 188V189H79ZM118 188V189H117ZM21 189V190H20ZM73 189V191H71ZM79 189V190H78ZM117 189V190H116ZM125 189V190H123ZM1 190V189H0ZM11 190V191H10ZM69 192H68V191ZM65 191V192H64ZM75 191V192H74ZM77 191H79L77 193ZM14 193L17 194L16 191H13ZM50 192V193H48ZM54 193V194H53ZM58 193V191H57ZM75 193V194H74ZM12 194V193H11ZM69 194V195H68ZM77 194V195H76ZM56 195V196H55ZM60 195V196H59ZM71 195V196H70ZM69 196V198H67ZM74 196V198L72 199V197ZM83 197H85L83 199ZM180 197V198H179ZM179 197H169V199L165 198L166 201H164L165 199H161V202H162V206L166 207L167 204H174V203H181V202H184V201H187V200H194L196 198V195L192 194H187L185 196H179ZM79 199V200H78ZM8 205H9V200L6 199ZM69 200H72L69 201ZM88 201V202H87ZM3 203V202H0V216H2V219H3V216H11V219L13 220H9L10 222H8L9 226H7L8 224L5 223L6 221H4V223L6 224V226H4L5 224L4 223H0V253L2 254L3 257H6L5 260L10 262V258H12V261L13 264H82V258L83 256L86 257L87 259H89L91 261V264H169L171 261L173 262L174 259H176V261L180 260V259H184V261H181L180 262H176L177 264H186L185 261H187L186 259V255H181V253H179L178 251H163V249L159 248L157 251V254L159 255L154 261H150V260H142V261H139V260H136L134 259V257L136 255H139L142 253V251L144 250V244L146 243V238H147V234H144V233H141L140 236H139V240L137 242H131L130 240H128L129 237H131V234H135L137 233L136 230L132 229L130 231L131 228H128L127 230H123V231H120V229L118 228V230L116 231V228L117 227H112L111 229H99V230H96L91 232L90 234L86 235L84 238V241H83V238L81 236H78L77 239L75 238L74 241L72 240V236L70 237L69 234H65V231L64 230H61L60 228L58 227H55L53 228L54 229V233L52 234L53 232V229L49 231L48 233V236H47V242L48 244H51V248L48 249L49 252H47V254H45V249L43 244H41L39 242L36 243L38 244L37 246L35 247H30L31 245L33 246L32 242L33 241V235H32V232L30 231V234L28 233L29 232V229H27V227L29 226V224L27 223H30L31 220H34L33 217H31L30 215V211L32 210V208H29L27 205H24L21 207H19L20 205H14L12 206L13 208H11L9 206V208H11V210L8 208V205L7 203ZM80 202V203H79ZM85 202V203H84ZM260 204H263L264 202V199L261 198L259 201H258ZM62 203V204H61ZM83 203V204H81ZM91 203V204H90ZM93 203V204H92ZM95 203V204H94ZM64 204V205H63ZM72 204V205H70ZM6 205V206H5ZM102 205V206H101ZM17 206V207H16ZM61 206V207H59ZM101 206V207H100ZM169 206V205H167ZM6 207V209H5ZM41 207V208H40ZM42 207L44 206H38L37 208V212L40 211L42 212ZM46 208L44 209L45 212H47L48 214L52 215L51 218L52 219H56L58 217L57 215V208L56 207H53L51 205L49 206H45ZM73 207V208H72ZM82 207V208H81ZM15 208V209H14ZM18 208H20L18 210ZM28 208V209H27ZM69 208V207H68ZM77 208V209H76ZM53 209V210H52ZM92 209V210H91ZM16 211L17 212H13V211ZM43 210V211H44ZM3 211V212H2ZM9 211V212H8ZM22 211V212H21ZM26 211V212H25ZM52 211V212H51ZM55 211V212H54ZM6 214H5V213ZM38 212V213H40ZM15 213V214H14ZM26 215H24V214ZM52 213V214H51ZM13 215V217H12ZM24 215V216H23ZM243 215V214H242ZM240 216L238 217V222H242L241 220H246V216L243 215V216ZM57 216V217H56ZM20 217V218H18ZM24 217V218H22ZM1 218V217H0ZM1 219V221H2ZM5 219V218H4ZM7 219V218H6ZM22 219V220H21ZM26 219V220H25ZM7 220V221H8ZM243 221V222H244ZM3 222V221H2ZM14 223V225L17 226V232L16 233H10L9 232V228L11 226V224ZM32 223V221H31ZM30 223V224H31ZM3 224V225H2ZM27 224V225H26ZM2 225V226H1ZM54 225H56V223L54 222ZM26 226V227H25ZM165 226L167 227H170L171 225H169L168 223L165 224ZM7 227V228H6ZM20 227V228H19ZM5 228V229H4ZM7 229V231H6ZM58 229V230H56ZM26 231L24 232L23 234V238H21L20 235H22V231ZM63 231L64 234H60L59 233H56V232H61ZM101 231V232H100ZM118 235H115V234H112V233H116ZM125 232V233H124ZM8 233V234H7ZM10 233V234H9ZM18 233V234H17ZM109 233V234H108ZM124 233V234H123ZM27 234H29L30 236H28ZM120 234V235H119ZM127 234V235H126ZM144 234V235H143ZM243 234L247 235L249 239L252 238L253 234L251 232V229H248L246 232L243 231ZM251 234V235H250ZM10 235H13V236H10ZM55 237H53V236ZM97 235V236H96ZM115 235V236H114ZM130 235V236H129ZM51 236V237H50ZM93 236V237H92ZM128 236V237H126ZM16 237V238H15ZM21 238V240H16L17 238ZM58 237V238H57ZM126 237V238H125ZM32 238V239H31ZM67 238V239H66ZM87 238V239H86ZM102 238H107L108 241H110L112 244H109V242H107V244L104 242L106 240H101ZM121 238H124V240H122ZM194 238L197 239V236L194 235ZM17 241V242H14L13 241ZM31 239V241L29 242L28 240ZM71 239V240H70ZM89 239V240H88ZM101 241L100 243L101 244H97L99 243V241ZM114 239V242H115V245L114 243L111 241ZM120 239L122 241L123 246L122 244L120 245V243H118L117 241L120 242ZM27 240L28 243L25 241ZM82 240V241H81ZM93 240H96L93 242ZM117 240V241H116ZM126 240H128L126 242ZM162 240V239H161ZM159 242V239L155 240L154 242L156 243V245L158 246L159 244H162L164 245L165 243H170V241H173V239H168V238H164V241L162 240ZM5 241V242H4ZM10 243H8V242ZM11 241V242H10ZM13 241V242H12ZM23 241V242H22ZM62 241V242H61ZM132 241H134L132 239ZM22 243H25L23 245L25 246H22L20 245ZM22 242V243H21ZM89 242H93L95 244V248L83 255H78V254H73L71 252L72 248L77 246V245H82V244H86V243H89ZM130 242V243H129ZM164 242V243H163ZM6 243V244H5ZM16 243V245H15ZM54 243V244H53ZM133 243V244H132ZM140 243V244H138ZM143 243V244H142ZM158 243V244H157ZM219 243H220V246L223 250V255L225 256L226 254H231L233 252H235V255L234 256H241L243 255L244 253L245 254H248V255H252L253 257H259L261 255L262 258H264V253H261V252H258L255 250H246V249H238V250H233V249H229L226 245L223 244V242L219 239ZM135 244V245H134ZM6 245V246H5ZM15 245V247H14ZM41 245V247H40ZM99 245V246H97ZM107 246V252H103V248L104 246ZM160 245V246H162ZM30 247L32 248L31 250H28L30 248H26V247ZM53 246H55L53 248ZM102 246V247H101ZM114 246V247H113ZM138 246V247H137ZM141 246V247H140ZM18 247V248H17ZM42 248V249H39ZM119 247V248H118ZM126 247V248H125ZM134 247V248H133ZM143 247V248H142ZM227 247V248H226ZM16 248V249H14ZM58 248V250H56ZM102 248V249H100ZM116 248V249H115ZM123 248V249H122ZM5 249V250H3ZM15 250L12 251V250ZM27 249V250H25ZM55 249V251H54ZM69 249V250H68ZM114 250L111 252V250ZM120 249V250H119ZM3 250V251H2ZM128 252H125L127 251ZM162 250L163 252V255H162V252H160ZM24 251H27V252H24ZM42 251V252H41ZM44 251V252H43ZM52 251V252H51ZM98 253V252H100ZM122 251V252H121ZM135 251V252H134ZM248 251V252H247ZM42 253L44 254L43 257H42V254H39V253ZM109 252V253H108ZM133 252V253H131ZM165 252V253H164ZM247 252V253H246ZM30 253V254H29ZM53 253V254H52ZM70 253V254H69ZM91 253V254H90ZM117 253V254H115ZM177 253V254H176ZM39 254V255H37ZM88 254V255H87ZM113 254V255H112ZM126 256H125V255ZM129 254V255H128ZM131 254V255H130ZM237 254V255H236ZM240 254V255H239ZM259 256H258V255ZM51 255V256H50ZM64 255V256H62ZM70 255V256H69ZM68 256V257H67ZM208 255L205 254V252H202L201 253V258H205L207 257ZM228 256V255H227ZM106 258L107 257V261H104L101 263L102 259L103 258ZM133 257V258H132ZM163 257V258H162ZM171 258V260H169ZM8 259V260H7ZM130 259V260H129ZM94 262H93V261ZM101 260V261H100ZM150 261V262H149ZM161 261V262H160ZM105 262V263H104ZM128 262V263H127ZM169 262V263H168ZM174 264V262L172 263ZM214 264H220V262H214Z\"/></svg>", "mask_w": 264, "mask_h": 264}]
</instances>
